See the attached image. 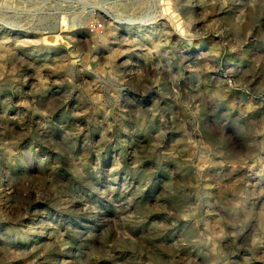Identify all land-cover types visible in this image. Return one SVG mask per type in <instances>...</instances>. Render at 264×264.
<instances>
[{
	"label": "rangeland",
	"instance_id": "rangeland-1",
	"mask_svg": "<svg viewBox=\"0 0 264 264\" xmlns=\"http://www.w3.org/2000/svg\"><path fill=\"white\" fill-rule=\"evenodd\" d=\"M0 264H264V0H0Z\"/></svg>",
	"mask_w": 264,
	"mask_h": 264
}]
</instances>
